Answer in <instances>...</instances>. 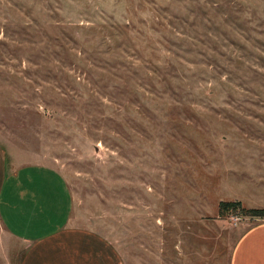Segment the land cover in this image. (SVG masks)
Here are the masks:
<instances>
[{"label":"rangeland","instance_id":"374dc122","mask_svg":"<svg viewBox=\"0 0 264 264\" xmlns=\"http://www.w3.org/2000/svg\"><path fill=\"white\" fill-rule=\"evenodd\" d=\"M0 146L121 264H229L264 220L217 207L264 211V0H0Z\"/></svg>","mask_w":264,"mask_h":264},{"label":"crops","instance_id":"0c3cea01","mask_svg":"<svg viewBox=\"0 0 264 264\" xmlns=\"http://www.w3.org/2000/svg\"><path fill=\"white\" fill-rule=\"evenodd\" d=\"M5 158L0 146V223L21 245L17 264H121L109 239L68 222L71 196L57 169ZM229 264H264V220L238 234Z\"/></svg>","mask_w":264,"mask_h":264},{"label":"trees","instance_id":"16d2710c","mask_svg":"<svg viewBox=\"0 0 264 264\" xmlns=\"http://www.w3.org/2000/svg\"><path fill=\"white\" fill-rule=\"evenodd\" d=\"M239 207L243 210V214L247 215H255V216H263V208L259 207H248L245 208L240 204L239 200H220L217 203V207L220 213H224L229 209L233 210L236 207Z\"/></svg>","mask_w":264,"mask_h":264}]
</instances>
